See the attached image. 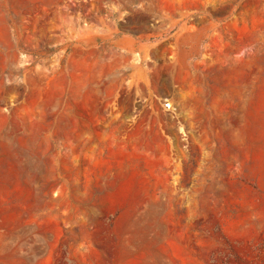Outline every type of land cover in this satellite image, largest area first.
Returning a JSON list of instances; mask_svg holds the SVG:
<instances>
[{
	"label": "rangeland",
	"instance_id": "374dc122",
	"mask_svg": "<svg viewBox=\"0 0 264 264\" xmlns=\"http://www.w3.org/2000/svg\"><path fill=\"white\" fill-rule=\"evenodd\" d=\"M0 264H264V0H0Z\"/></svg>",
	"mask_w": 264,
	"mask_h": 264
}]
</instances>
